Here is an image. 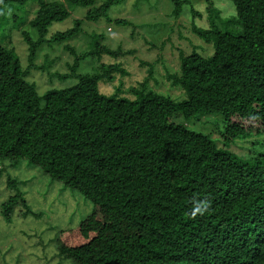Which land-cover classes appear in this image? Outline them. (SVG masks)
Returning a JSON list of instances; mask_svg holds the SVG:
<instances>
[{
    "label": "trees",
    "instance_id": "1",
    "mask_svg": "<svg viewBox=\"0 0 264 264\" xmlns=\"http://www.w3.org/2000/svg\"><path fill=\"white\" fill-rule=\"evenodd\" d=\"M28 1L37 9L29 21L33 33L21 34L27 66L0 44V159L11 165L24 160L93 204L76 228L57 235L60 260L264 264V153L243 158L227 148L264 132V0H229L234 16L227 18L222 16L227 10L206 0L207 27H191L211 54H180L178 74L166 73L178 96L148 88L144 80L128 90L134 99L98 90L99 83L114 80L118 65L75 74L88 57L118 56L102 44L103 35L92 34L83 54L64 47L74 64L62 77L74 76L73 86L40 96L28 81L31 71L49 68L34 64L43 45L64 43L79 31L81 21L75 20L50 35L53 23L70 17L65 4L85 9L86 21L110 22V8L124 0H104L97 7L94 0H0V22L14 21ZM168 1L176 16L191 6L188 0ZM190 12L201 17L192 7ZM229 26L237 32L230 33ZM211 114L221 117L216 137L178 122ZM17 183L7 176L6 190L14 192ZM198 202L207 206L203 214H193ZM15 211L30 213L19 191L0 205L6 221Z\"/></svg>",
    "mask_w": 264,
    "mask_h": 264
},
{
    "label": "rangeland",
    "instance_id": "2",
    "mask_svg": "<svg viewBox=\"0 0 264 264\" xmlns=\"http://www.w3.org/2000/svg\"><path fill=\"white\" fill-rule=\"evenodd\" d=\"M103 1L94 0V7ZM188 1L191 6H185L182 13L176 16L168 0H124L110 8L107 14L110 22L105 18L97 22L86 21L85 9L64 3L70 17L63 22L53 23L49 28L50 35L71 28L75 20L81 21L79 31L64 43L43 45L37 51L34 64L49 68L31 71L28 81L35 83L40 96L51 89L73 86L77 81L74 76L62 77L72 73L70 67L74 64V56L64 47L72 48L77 55L83 54L88 51L91 35L94 34L103 35L102 44L115 50L118 56L101 55L100 59L88 57L79 62L75 74L90 73L101 64L118 65L120 71L112 72L115 77L112 82L99 83L100 93L107 96L116 93L119 97L134 99L128 90L146 80L148 88L170 91L171 95L178 96L179 93L171 89L166 73L178 74L180 54L188 55L196 51L209 56L212 52L211 46L191 27L195 23L199 27H207V2ZM215 2L218 9L227 10L223 12V18L234 16V7L229 0ZM190 7L201 17H192ZM36 9V4L28 1L14 21L9 18L7 22H0V44L13 49L23 67L27 66V46L21 34L33 33L29 21L34 18ZM116 20H124L128 24L117 25ZM226 29L230 33L237 32L233 26ZM150 70L153 73L151 77ZM178 120L192 131L212 133L214 137L222 131L221 117L218 115ZM239 142H243L244 146L239 147ZM227 145L231 152L243 158L249 153H264V132ZM0 169V205L8 196L19 191L30 209L26 216H18L15 211L9 221L0 214V264H71L69 260H60L55 240L60 231L76 228L90 215L93 204L77 191L43 174L39 168L28 166L24 160L11 165L8 160L0 159ZM7 176L18 182L14 192L5 188ZM20 210L24 211L23 208Z\"/></svg>",
    "mask_w": 264,
    "mask_h": 264
},
{
    "label": "clouds",
    "instance_id": "3",
    "mask_svg": "<svg viewBox=\"0 0 264 264\" xmlns=\"http://www.w3.org/2000/svg\"><path fill=\"white\" fill-rule=\"evenodd\" d=\"M206 207V204H204L203 202L196 203L193 208V214H195L196 212L203 214V212L206 210Z\"/></svg>",
    "mask_w": 264,
    "mask_h": 264
}]
</instances>
